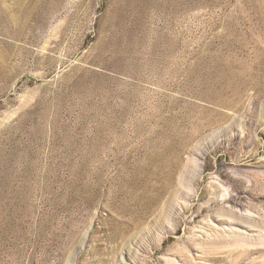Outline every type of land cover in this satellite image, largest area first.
<instances>
[{"label":"rangeland","instance_id":"obj_1","mask_svg":"<svg viewBox=\"0 0 264 264\" xmlns=\"http://www.w3.org/2000/svg\"><path fill=\"white\" fill-rule=\"evenodd\" d=\"M0 264H264V0H0Z\"/></svg>","mask_w":264,"mask_h":264},{"label":"bare ground","instance_id":"obj_2","mask_svg":"<svg viewBox=\"0 0 264 264\" xmlns=\"http://www.w3.org/2000/svg\"><path fill=\"white\" fill-rule=\"evenodd\" d=\"M36 14H37V13H35V12H31V11H30L28 17H29V18H31V17H35ZM5 15H6V14H5ZM8 19H9V18H8ZM18 19H19V17H17V16H12V20H13V21L18 20ZM11 23H12V22H11ZM15 24H16V23H15ZM17 25H18V24H17ZM11 27H12V26H11ZM18 27H19V26H18ZM21 29H22V28H21Z\"/></svg>","mask_w":264,"mask_h":264}]
</instances>
